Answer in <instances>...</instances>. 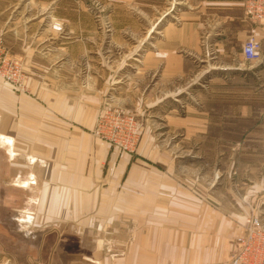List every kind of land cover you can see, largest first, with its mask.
<instances>
[{
    "label": "rangeland",
    "instance_id": "obj_1",
    "mask_svg": "<svg viewBox=\"0 0 264 264\" xmlns=\"http://www.w3.org/2000/svg\"><path fill=\"white\" fill-rule=\"evenodd\" d=\"M213 1L62 0L61 18L71 17L89 32H78L72 38L76 43L57 49L38 47L33 39L31 49L20 43V33H7V42L5 29L13 9L25 11L19 15L23 22L35 4L0 0V69H19L25 89L0 79L18 95L34 94L35 100L36 87L59 90L61 106L71 101L76 111L69 113L76 115V123L67 112L62 117L71 127L64 137L67 153L75 152V141L86 136L93 149L79 148V155L104 151L129 157L131 169L157 168L184 189L180 197L197 198L211 213L230 220L235 235L226 243L231 254L248 218L264 223V67L241 60L235 33L223 53L214 49L207 34L216 23ZM193 29L200 30L199 39ZM5 135L0 133V217L8 219L11 233L3 243L24 261L25 238L37 254L42 234L60 226L51 219L36 224L29 219L37 214L25 209L37 194L25 180L31 166L25 155L13 165L8 161L4 139L13 140ZM95 162L104 174L118 169L109 159ZM35 168L36 173L40 165ZM22 186L26 191H18ZM96 241L100 247V232ZM52 244L53 239L46 248ZM64 245L59 250L70 248L67 239Z\"/></svg>",
    "mask_w": 264,
    "mask_h": 264
},
{
    "label": "crops",
    "instance_id": "obj_2",
    "mask_svg": "<svg viewBox=\"0 0 264 264\" xmlns=\"http://www.w3.org/2000/svg\"><path fill=\"white\" fill-rule=\"evenodd\" d=\"M29 1L36 9L27 11V20L19 19L25 11L12 10L5 29L7 42V33L12 31L21 34L20 43L25 44V48L34 49L31 43L35 39L38 47L57 49L62 43L69 46L76 43L72 38L77 39L78 32L84 29L89 32L88 27L78 25L71 17L61 18L62 0ZM212 5L216 23L207 34L213 37L214 49L223 53L235 33L241 60L248 62L242 46L254 35L263 46L261 58L255 62L264 67V23L245 17L242 0H214ZM49 20L50 23H46ZM192 32L193 37L196 32L200 38V30ZM63 33L67 34L61 35ZM58 34L62 38L57 37ZM17 93L0 79V133L10 135L13 140L12 143L10 139L9 146L5 144L8 161L13 165L19 155H25L31 166L25 171V180L29 189H37V194L35 201L28 200L25 209L37 210L36 218H29L33 219L32 223L51 219L49 222L60 228L53 227L42 234L37 254L31 239L25 238V255L21 254L25 260L22 261L4 245L11 231L5 226L8 219L0 217V264H220L221 257H229L231 245L226 239L235 235L229 219L211 213L197 198L187 194L188 198L180 197L184 189L180 190L174 179L167 178L157 168L136 165L131 169L129 157L104 151L79 155L76 151L79 148L93 149L86 136L75 141V152L67 153L64 137L70 135L67 132L71 130L69 120L77 121L76 115H70L75 104L70 101L69 107L61 106L59 90L46 89L43 85L34 89L36 100L34 94L24 97ZM66 112L70 113L69 120L63 121ZM103 159H109L118 169L104 174L102 168L95 166V161ZM39 165L36 174L34 170ZM113 173L116 180L107 177ZM18 191L26 190L22 186ZM99 232L100 247L96 241ZM51 239L53 244L47 249ZM66 239L70 248L59 250L61 242L66 246Z\"/></svg>",
    "mask_w": 264,
    "mask_h": 264
},
{
    "label": "built area",
    "instance_id": "obj_3",
    "mask_svg": "<svg viewBox=\"0 0 264 264\" xmlns=\"http://www.w3.org/2000/svg\"><path fill=\"white\" fill-rule=\"evenodd\" d=\"M243 7L247 19L258 24L264 23V0H244ZM261 52L260 40L254 35L249 36L242 48L244 58L258 61ZM0 76L13 87L25 89V76H21L19 69L5 67L0 69ZM220 264H264V223L259 217L248 218L244 230L235 239L234 251Z\"/></svg>",
    "mask_w": 264,
    "mask_h": 264
},
{
    "label": "bare ground",
    "instance_id": "obj_4",
    "mask_svg": "<svg viewBox=\"0 0 264 264\" xmlns=\"http://www.w3.org/2000/svg\"><path fill=\"white\" fill-rule=\"evenodd\" d=\"M0 138H1V137H0ZM1 139H2V138H1ZM3 139H4V138H3ZM10 139H11V138L8 136V137H6V138L4 139V141H5V142H8L9 145H10Z\"/></svg>",
    "mask_w": 264,
    "mask_h": 264
}]
</instances>
